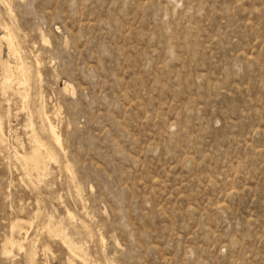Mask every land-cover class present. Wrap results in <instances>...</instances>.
<instances>
[{"label": "rangeland", "instance_id": "obj_1", "mask_svg": "<svg viewBox=\"0 0 264 264\" xmlns=\"http://www.w3.org/2000/svg\"><path fill=\"white\" fill-rule=\"evenodd\" d=\"M6 1L0 264H264V0Z\"/></svg>", "mask_w": 264, "mask_h": 264}, {"label": "bare ground", "instance_id": "obj_2", "mask_svg": "<svg viewBox=\"0 0 264 264\" xmlns=\"http://www.w3.org/2000/svg\"><path fill=\"white\" fill-rule=\"evenodd\" d=\"M2 1V0H1ZM5 2H7L6 0H5ZM5 4H7V3H5ZM8 6H9V4H8ZM10 8V7H9ZM8 8V9H9ZM10 11H12L11 9H10ZM10 14V13H9ZM11 26V25H10ZM13 29H10L9 27H7L6 28V31H5V33H3L1 36H0V43H1V40H6L7 42H8V44H9V47L12 49V50H14V52L15 53H13V54H19V56H20V51H19V47L17 46V43H15L14 44V35H15V32L13 33V31H12ZM18 31V30H17ZM2 32H4V31H2ZM15 36H17V35H15ZM15 38H17V37H15ZM19 38V37H18ZM6 43V42H5ZM7 47V46H6ZM9 48V49H10ZM10 51V50H9ZM11 52H13V51H11ZM10 54V53H9ZM15 55V58L17 57ZM12 57V56H11ZM23 57V56H22ZM19 58V57H18ZM17 58V59H18ZM21 58V57H20ZM13 59H14V57H13ZM16 59V60H17ZM15 60V59H14ZM37 61V60H36ZM19 62V61H18ZM22 62V61H21ZM20 62V63H21ZM8 63V62H7ZM19 63V64H20ZM37 63H38V61H37ZM1 64V63H0ZM3 64H5V62L3 63ZM18 64V63H17ZM6 65V64H5ZM4 65V66H5ZM21 65V64H20ZM23 65V64H22ZM2 66V65H1ZM7 67H8V65H6ZM5 66V67H6ZM13 66V65H12ZM11 66V67H12ZM3 67V66H2ZM6 67V68H7ZM18 67H20L19 65H18ZM18 67H16L17 69H19ZM24 67V66H23ZM14 68V67H13ZM4 70H5V68H3ZM9 69H10V66H9ZM25 70H26V68H24ZM22 70L23 71V74H22V77H21V79H23V82H24V89H26V90H28V89H30L29 88V78H28V75L26 74V72H25V70ZM31 69V68H30ZM10 71V70H9ZM20 71V70H19ZM37 71H38V69H37ZM7 71H5L4 73H6ZM1 73V72H0ZM19 73H21V72H19ZM40 73V72H39ZM39 73H37V75L39 76ZM9 74V73H8ZM7 74V75H8ZM29 74H32V73H29ZM5 75V74H4ZM11 75V74H10ZM33 75H34V73H33ZM9 76V75H8ZM6 77V79H4L3 81H5L4 83H7L8 81H9V77ZM19 76V75H18ZM32 76V75H31ZM1 77V76H0ZM2 78V77H1ZM0 78V81L2 80ZM39 78V77H38ZM14 79V78H13ZM31 79V78H30ZM34 79V78H33ZM36 79V78H35ZM15 81V80H14ZM19 82H21V80L19 81ZM22 83V82H21ZM33 83V82H32ZM23 84V83H22ZM12 86V85H11ZM17 86V85H16ZM15 86V87H16ZM7 87V86H6ZM13 89H14V87H13ZM23 89V90H24ZM2 90H4V89H2ZM6 90V89H5ZM10 90V89H9ZM25 90V91H26ZM14 91V90H13ZM22 91V90H21ZM24 91V92H25ZM29 92V91H28ZM15 94V93H14ZM24 95V94H23ZM23 95H21V97L23 96ZM27 97H28V93H27V95L24 97H22V98H24V99H22L23 100V104H21L22 105V107L23 108H28V106H27V101H26V99H27ZM29 103V102H28ZM33 107V106H32ZM35 111V110H34ZM27 112H29V111H27ZM32 112V111H31ZM44 110H43V114H44ZM35 113V112H34ZM33 114V113H32ZM46 115V114H45ZM29 116L31 117V113H29ZM28 116V117H29ZM48 117V116H47ZM31 119V118H30ZM30 119H28V120H30ZM32 120V119H31ZM30 120V121H31ZM47 120V119H46ZM1 122V121H0ZM30 123V122H29ZM33 123V122H32ZM28 125H30V124H28ZM2 126V125H1ZM30 126H32V125H30ZM33 127V126H32ZM1 129V128H0ZM34 129V128H33ZM48 130H49V134L51 135V137H52V141H54L59 147H61V149H62V146H61V139H60V135L58 134V132H57V129H56V125L55 124H53V122L51 121V120H49V118H48ZM1 132L3 131V130H0ZM34 131V130H33ZM36 131V130H35ZM0 132V133H1ZM33 133V132H32ZM35 133V132H34ZM34 133H33V135H34ZM2 135V134H1ZM34 149H33V152H32V154L31 155H27V154H24V155H21V156H23V157H21V158H25V160L27 161L26 162V164L28 163L29 164V167H30V169L32 170V174H34V175H36V176H39L38 175V173H39V169L42 167V165H44V162L46 161V158H49V160L50 159H53V157H54V155H53V153L49 150V148L43 143V141H41V139L38 137V135H34ZM33 142V141H32ZM47 161H48V159H47ZM27 168H28V166H27ZM30 172V171H29ZM20 223H21V221L20 220H16L15 222H13V224H12V228H17L18 229V232L19 233H25V234H27V231L26 230H23L24 228H23V226H21L20 225ZM55 228V227H54ZM53 228V229H54ZM57 228V227H56ZM58 228H59V226H58ZM57 228V229H58ZM16 229V230H17ZM52 229V230H53ZM55 230V229H54ZM58 231V230H57ZM54 232V231H53ZM49 233H51L50 231H49ZM57 233V232H56ZM53 234H55V232L53 233ZM26 236V235H25ZM54 236V235H53ZM63 238V237H62ZM25 239V238H24ZM14 245H17V247L19 248V249H21L22 247H23V240H21V239H19V240H17V239H14L13 237H9V238H7L6 240H5V242H4V245H3V252L5 253V254H8V253H10L11 251H12V247L14 246Z\"/></svg>", "mask_w": 264, "mask_h": 264}]
</instances>
